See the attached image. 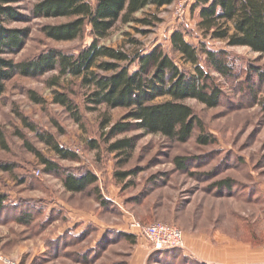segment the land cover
I'll list each match as a JSON object with an SVG mask.
<instances>
[{"label":"rangeland","instance_id":"374dc122","mask_svg":"<svg viewBox=\"0 0 264 264\" xmlns=\"http://www.w3.org/2000/svg\"><path fill=\"white\" fill-rule=\"evenodd\" d=\"M36 1L15 3L21 17L7 27L26 29L28 34L19 50L6 51L2 57L18 63L54 49L77 52L90 43L88 28L73 41L47 37L44 26L70 19L33 17L30 9ZM177 2L160 8L147 6L135 17L155 15L158 21L152 25L118 22L100 42L130 52L160 45L189 72H193L191 64L169 47L174 30L182 31L194 45L204 42L212 49L227 48L236 71L241 72L230 79L212 72L222 91L217 107H207L193 98L185 100L200 124L186 142L141 131L118 135L116 138L136 140L132 157L121 164L120 156L107 151L102 140L106 129L101 130L99 123L103 113L116 121L125 109L100 105L89 110L85 99L88 90L79 79L68 75L55 78L57 71L38 76L16 72L5 81L0 96V130L4 135L0 163L10 169L0 171V195L8 197L0 210V258L15 264H264V115L256 102L262 92H257L261 86L253 70L264 73V56L246 46L227 47L223 41L204 38L196 27L197 10L192 12L188 7L179 14ZM134 67L133 63L130 70ZM54 80L58 84H53ZM54 92L75 102L80 123L53 102ZM32 94L43 102H34ZM38 133L50 134L61 146L74 151L78 161L59 159ZM199 135L213 141L200 143ZM91 140L97 147H90ZM37 153L56 163L59 171L48 172ZM175 156L183 163H175ZM85 169L92 171L97 181L83 192L66 191L62 181L65 171L81 174ZM116 171L132 173L120 179ZM98 192L106 202H101ZM14 202L18 206L12 205ZM27 214L30 222L18 220ZM155 221L173 224L183 232L181 249H186L183 253L189 258L181 257L177 249H153L131 225L138 222L146 226ZM68 226L74 234L88 231L73 239L66 235L67 230L62 233ZM118 229L135 234V243ZM59 233L64 235L54 241Z\"/></svg>","mask_w":264,"mask_h":264},{"label":"trees","instance_id":"16d2710c","mask_svg":"<svg viewBox=\"0 0 264 264\" xmlns=\"http://www.w3.org/2000/svg\"><path fill=\"white\" fill-rule=\"evenodd\" d=\"M18 1L20 0H0V96L4 92L5 81L16 72L38 76L49 71H57L58 75H55V78L68 75L79 79L80 85L88 90L85 99L89 110H94L100 105L108 109H125L123 116L116 121H112L108 114L103 113L99 123L101 130L106 129L102 134V140L107 144V151L120 156L121 164H126L132 157L136 140L135 137L116 136L141 131L144 134H159L171 141L186 142L200 124L193 109L185 100L193 98L207 107H217L221 101L222 91L212 72L226 79L234 78L241 72L236 71L227 48L212 49L204 42L194 45L185 39L180 30L170 33L169 47L180 54L183 62L191 64L193 72L178 65L173 56L160 45L144 52L141 50L130 52L127 49L101 44L100 41L108 36L118 22L154 24V20H159L155 15L147 18L135 17V14L147 6L160 8L171 5L174 0L36 1L30 9L33 17L70 19L44 26L43 31L47 37L56 41H73L81 38L88 28L92 39L77 52L54 49L38 58L16 63L2 57V54L6 51L19 50L28 34L26 29L7 27L10 22L21 17L15 5ZM190 10L198 11L196 27L204 38L223 41L227 47L246 46L264 56V0H195ZM130 41L134 42V39ZM133 63L135 69L130 70ZM247 69L246 78L252 67ZM253 70L259 77L261 86L257 92H262L261 97H256V102L264 115V73L258 68ZM53 84L58 83L54 80ZM161 98L162 100H159ZM31 99L36 103L43 102L34 94L31 95ZM52 100L64 107L77 123L81 122L78 106L70 97L64 93L54 92ZM25 124L35 131L30 123ZM38 135L59 159L78 161L74 151L61 146L50 134ZM207 137L199 135L197 141L203 144L213 141ZM89 143L90 147H97L95 141L91 140ZM0 145L4 147V135L1 130ZM37 155L48 172L59 171L56 163L39 153ZM174 162L181 164L183 160L175 156ZM9 169L10 166L0 163V171ZM130 173L132 172L116 171L115 176L125 179ZM62 181L66 191L83 192L97 181V177L87 169L81 174L66 170ZM98 196L102 203L106 202L99 192ZM7 200L8 197L0 195V210L7 205ZM15 202L12 205L16 206ZM40 208L42 209V206ZM56 211L54 209V212ZM18 220L31 221L28 214L20 216ZM87 231L88 229H84L80 234H74L67 230L66 235L70 234L73 239H79ZM120 233L126 240L135 243L137 239L135 234L124 231ZM59 237L54 238V241ZM179 248L164 250L177 249L181 257L189 258ZM190 259L202 262L196 257Z\"/></svg>","mask_w":264,"mask_h":264},{"label":"built area","instance_id":"2783aa9c","mask_svg":"<svg viewBox=\"0 0 264 264\" xmlns=\"http://www.w3.org/2000/svg\"><path fill=\"white\" fill-rule=\"evenodd\" d=\"M195 0H178L176 11L181 14ZM140 234L150 242L153 249L164 250L170 248H183V232L175 225L164 222L155 221L146 226H141L138 222L131 223ZM0 264H15L7 258H0Z\"/></svg>","mask_w":264,"mask_h":264},{"label":"crops","instance_id":"0c3cea01","mask_svg":"<svg viewBox=\"0 0 264 264\" xmlns=\"http://www.w3.org/2000/svg\"><path fill=\"white\" fill-rule=\"evenodd\" d=\"M192 6V4L189 6V7H191ZM198 12V11H197ZM70 229V226H68V227H66V229H64L63 231H62V233L65 231V230H67V229ZM84 230V229H83ZM118 230H122V229H118ZM62 233H59L58 235H56L54 238H57L60 234H62ZM139 239V238H138ZM139 245H140V247H143V243L142 242H140V243H138ZM184 250V253H187V251H186V249H183ZM195 255V254H194ZM201 260V259H200ZM201 261H203V262H205V263H207L208 261H206V260H201ZM211 262V261H210ZM213 264H223V263H213Z\"/></svg>","mask_w":264,"mask_h":264}]
</instances>
